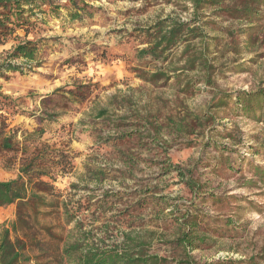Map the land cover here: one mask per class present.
<instances>
[{"label": "rangeland", "instance_id": "rangeland-1", "mask_svg": "<svg viewBox=\"0 0 264 264\" xmlns=\"http://www.w3.org/2000/svg\"><path fill=\"white\" fill-rule=\"evenodd\" d=\"M51 1L66 3V0ZM86 1L95 9L92 16L85 14L82 21L66 29L59 19L45 26L42 37L46 39L39 54L41 66L27 74L9 72L8 77L0 78V92L21 100L22 113L10 117L11 125L20 129L19 135L45 128L44 141L70 151L72 172L58 182L65 194L71 193L77 199L93 195L99 207L105 190L114 193L115 196L102 202L107 209L113 208L110 213L103 216L99 210L90 216L96 219L98 235L106 234L108 222L116 229L114 234L109 233L112 237L117 229L129 227L130 211L136 224L166 235L162 240L158 233L154 247L161 255H171L164 242L170 239L176 219L193 204L191 209L197 210L203 220L198 231L204 242L192 252L199 263L263 254L264 186L249 189L245 183L251 177L248 163L264 165V124L235 115L233 106L211 110L215 113L214 125L200 126L194 119L199 116L203 121L215 93L234 94L264 87V40L237 34L240 27H246L240 23L233 26L232 37L207 28L209 35L224 37L219 46L211 47L212 56L217 58L213 75L216 86L213 89L200 83L193 92L185 94L179 91L174 77L164 86H156L138 78L135 69L172 67L170 60L136 58L138 49L146 46L142 44L141 33L168 15L188 20L189 0ZM211 19L223 27L231 24L217 16ZM16 42L10 40L0 47V52H6ZM182 49L180 46L173 50L174 65L184 63L180 60ZM77 88L83 95L72 98L69 91ZM57 89L61 91L56 94ZM46 96L52 97V101L44 104L42 99ZM103 108L108 110L105 121L97 117ZM148 116L162 126L169 144L167 151L165 147L138 142L137 137L146 134L136 131H146L144 119ZM119 123L126 125L117 127ZM180 123L190 127L192 133L179 132ZM120 129L133 132L126 145V153L134 159L133 168L121 159L120 147L105 144V139ZM208 141L226 145L224 155L238 169L215 171L209 163L220 154L212 145H205ZM168 157L174 164L194 170V178L204 186L201 195H205V201L180 182L176 171L164 173ZM99 172L102 174L97 179ZM16 173V168L6 169L0 163V179L13 178ZM72 184L79 188L71 189ZM87 185L90 188H85ZM143 190L150 201L147 207L135 204L137 194ZM207 194L216 195L221 202H213ZM136 205L139 210L134 212ZM120 211L122 220L121 215H116ZM15 212V205L0 209V231L3 225L14 221ZM111 215L115 217L108 221Z\"/></svg>", "mask_w": 264, "mask_h": 264}, {"label": "trees", "instance_id": "trees-1", "mask_svg": "<svg viewBox=\"0 0 264 264\" xmlns=\"http://www.w3.org/2000/svg\"><path fill=\"white\" fill-rule=\"evenodd\" d=\"M165 1L171 3L177 0ZM189 2L190 7H186L190 11L188 20L168 15L149 25L141 33L144 35L142 44L146 46L138 49L136 58L139 61L147 58L162 62L170 60L172 67L135 69L138 78L156 86H164L174 77L179 91L185 94L193 92L200 83L213 89L216 86L213 75L217 70V58L212 56L211 47L219 46L224 37L209 35L207 28L232 37L235 35L233 26L240 23L246 27H240L237 34L243 33L249 38L256 36L264 40V0ZM62 10L67 12L66 15ZM93 11V5L86 0H66V3L51 0H0V47L12 39L17 41L5 54L0 52V78L8 77L9 72L27 74L41 66L39 54L44 44L42 42L46 39L42 35L46 30L45 26H49L53 19H59L62 28L66 29L75 22L82 21L85 14L92 16ZM212 16L222 20L224 18L231 24L223 27L218 21L211 19ZM180 46H183L180 60L184 63L174 65L173 50ZM80 90L77 88L69 93L72 98H77L83 95ZM59 91L61 89H57L56 94ZM20 101L0 92V163L6 169L17 170L15 177L0 179V209L10 205L16 207L14 221L3 225L0 231V264H201L192 252L204 242L198 231L203 220L201 221L197 210L191 209L193 204L191 208L184 210L180 219H176L170 239L164 242L171 255H161L155 251L157 234L160 233L162 240L166 235L136 224L134 213L130 211L127 212L128 219L131 218L129 227L117 229L116 236L110 235L116 229L111 228L109 222L105 225L108 227L105 235L95 233L96 219L90 216H94L99 210L103 216L110 213L113 208L107 209V205H102V202L115 196L114 193L105 190L99 207L93 195L77 199L71 193L65 194L58 187V182L72 172L73 156L69 150L44 141L45 128L39 127L19 135L20 129L13 127L9 120L11 116L22 113ZM51 101L50 96L42 99L44 104ZM229 106H233L235 115L264 124V87L252 91H237L234 94L215 93L209 106L210 111L205 114L203 121L199 116L194 120L199 121L200 126L203 123L214 125L215 113L211 110ZM107 114L108 110L103 108L98 111L97 117L105 121ZM148 117L144 119L146 131H136L140 135L146 134L143 138L137 137L138 142L165 147L164 150L167 151L169 144L164 139L162 126L156 125L151 116ZM125 125L119 123L117 127ZM178 127L179 132L184 130L187 134L192 133L190 127L183 123L178 124ZM132 136L133 132L120 129L115 135L105 139V144L121 148V159L130 168H133L134 159L126 153V145ZM205 145H212L220 154L209 163L215 171L238 169L224 155L226 145L219 146L209 141ZM173 171L177 172L180 182L190 192L199 193L200 196L204 191V186L194 178V170L174 164L168 157L164 173L170 174ZM247 171L251 174L245 183L247 188L264 186V165L248 163ZM99 174L102 173L99 172L95 178L99 179ZM70 188L79 187L72 184ZM85 188L90 187L87 185ZM146 193L144 190L138 193L139 199L135 204L147 207L150 201ZM207 195L213 202H221L216 195ZM201 198L205 201V195H201ZM137 205L134 212L139 210ZM171 212L175 213V210ZM122 213L120 211L116 214L121 215L119 220L123 218ZM113 216L108 221L113 220ZM203 264H264V252L248 259L231 258Z\"/></svg>", "mask_w": 264, "mask_h": 264}]
</instances>
